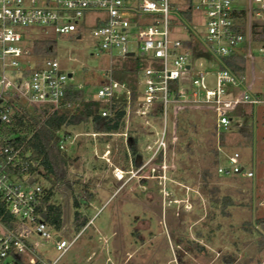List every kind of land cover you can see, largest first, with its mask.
<instances>
[{
  "label": "built area",
  "instance_id": "2783aa9c",
  "mask_svg": "<svg viewBox=\"0 0 264 264\" xmlns=\"http://www.w3.org/2000/svg\"><path fill=\"white\" fill-rule=\"evenodd\" d=\"M89 11L105 13L93 34L99 39L100 49L110 56V65L93 99L106 105L101 111L104 117L112 116L114 105L125 101V128L113 134H120L127 143L130 117L146 124H150L149 119L162 123L160 135L146 145L149 157L142 159L143 163L166 162L170 133H176V118L182 109L211 110L220 132L229 131L235 118H242L237 116L240 106L245 113L249 107L254 115L258 107H264V89L254 88L252 51L257 45L264 58V0H0V201L13 217V226L0 218V264H57L78 236L64 238L62 229L57 231L45 221L39 208L46 187L36 181V176L42 175L30 172L29 162L36 163L26 160L28 153L22 154V143L16 142L19 134H5L1 124L11 122L22 101L40 115L60 108L72 84L73 73L69 76L57 58L37 56L31 46L23 44L29 38L23 28L45 26L68 34L78 29L79 21ZM195 11L204 22L203 32L190 23ZM254 21L259 22L256 38ZM183 30L186 37L180 36ZM193 37L201 43L200 48L185 43ZM200 51L214 59L211 65L215 69L205 70L201 62L196 64L193 57ZM137 52L143 56L151 53V65L139 71L133 99L129 85L114 77V63H122ZM234 52H242L250 60L243 73L225 66L223 57ZM210 74L215 78L213 87L207 80ZM223 156L229 164L218 165L220 173L255 177L256 169L240 164L238 151ZM114 174L123 177L124 171L116 169ZM34 233L54 241L60 250L56 258L49 261L41 256Z\"/></svg>",
  "mask_w": 264,
  "mask_h": 264
},
{
  "label": "rangeland",
  "instance_id": "374dc122",
  "mask_svg": "<svg viewBox=\"0 0 264 264\" xmlns=\"http://www.w3.org/2000/svg\"><path fill=\"white\" fill-rule=\"evenodd\" d=\"M104 16L102 11H89L79 21L78 29L68 34H58L45 26L23 28L29 37L23 44L32 47L34 38L53 40L54 49L47 55L57 58L64 71L73 73L70 82L82 88L85 99L91 100L96 97L105 69L110 65L109 54L100 49L99 39L93 34ZM190 23L197 31L205 29L197 11ZM180 36L186 37V31ZM257 47L254 45L252 49L254 88L263 90L264 58ZM150 55L137 52L123 60L129 58L146 67L151 65ZM193 58L197 65L201 62L205 70L216 67L211 65L215 61L207 52L200 51ZM247 61L249 64L250 60ZM120 63L115 61V69ZM22 67L26 69V65ZM24 71L22 77H25ZM207 80L210 86H215L212 74ZM17 107L40 116L41 120L46 117L36 114L24 101ZM246 110L247 117L235 118L225 136V145H221L219 135L213 134L210 115L206 117L204 124L208 128L196 127L199 136L192 137L191 142L194 152L181 158L180 165L176 163L178 133L174 130L170 133L166 162L156 160L146 164L142 161L149 157L146 145L153 143L162 131L159 120L149 119L150 124H146L140 118L130 117L128 127L137 136L143 156L137 165L127 158L125 138L120 134L108 136L96 132L91 122L64 127L61 133L65 137L64 149L72 160L67 165V180L56 185L53 199L63 208L60 235L67 239L78 236L57 264H207L206 260L225 251L226 243L232 240L236 242L232 249L246 246L247 251H256L255 259L248 264H264V221L260 219L264 211L258 205L264 196V107H258L255 115L249 107ZM168 124L171 125L170 119ZM173 124L172 121V127ZM239 129L253 131L252 146L243 141ZM216 147L220 160L214 164L211 149ZM233 151L240 153V164L256 169L254 178L217 170L218 165L229 164L223 155ZM209 167L213 174L204 187L206 180L202 179V171ZM116 169L124 171L123 177L115 176ZM180 176L184 179L178 178ZM36 181L49 186L42 176H36ZM215 186H220L221 192H212ZM216 194H228L234 202L225 207L221 203L214 205L211 199ZM75 200L79 207L75 206ZM76 210L89 219L79 233L73 227ZM32 237L40 243L37 249L46 260L52 261L60 253L53 240H44L35 233ZM200 238L206 243L204 250L199 249ZM260 247L262 252H258ZM200 254H204V261H197L196 255ZM236 264H244V261H236Z\"/></svg>",
  "mask_w": 264,
  "mask_h": 264
},
{
  "label": "trees",
  "instance_id": "16d2710c",
  "mask_svg": "<svg viewBox=\"0 0 264 264\" xmlns=\"http://www.w3.org/2000/svg\"><path fill=\"white\" fill-rule=\"evenodd\" d=\"M186 15L190 17L189 12H186ZM252 27L253 34L255 35L256 32L259 31V22L254 21ZM185 43L195 45L197 48L201 47V43L196 37L187 40ZM32 49L33 53L37 55H47L53 51L54 42L49 38L34 39L32 41ZM223 61L225 66L234 72L243 73L246 70L247 59L242 52H234L225 56L223 57ZM142 68L143 67L136 61L128 58L122 61L114 72V77L117 80L126 82L129 85L133 99L137 96L138 74ZM173 87H176V83H173ZM68 103L69 105H67ZM105 106V104L98 100L85 99L83 89L79 88L76 84H71L61 107L47 113L43 120L39 118L40 116L29 114L25 110H15L11 116V122L9 124H1L5 134H19L16 142L18 144L22 143V154L25 155L28 153L29 155L26 157V160L36 163L32 165L29 162L30 172L41 173L42 177L49 182V186L45 188V195L42 199L39 212L45 221L57 231L63 228L64 219L62 205L55 202L53 199L55 187L59 183L67 180V165L68 162L72 160L69 154L66 153V150L60 147L64 137V134H61L62 130L69 125L91 122L96 132L106 133L108 136L113 133L122 132L125 128V101L118 102L114 105V113L112 116H102L101 111ZM209 115L213 120L211 124L213 134L219 135L221 145H225V136L228 131H217L216 119L211 110L182 109L178 112L176 119V131L178 133L176 140L177 165H180V159H183L187 153L192 154L194 152L191 142L193 139L192 137L199 136L196 127L199 125L207 129L208 126L204 124V121ZM237 116L242 118L247 117L243 106L237 109ZM238 133L246 144L250 146L253 145L254 133L252 130L247 131L239 129ZM123 145L125 146L127 158L129 160L131 159L132 162L137 165L142 154H140V149L138 147V138L131 130L129 131L127 143L123 141ZM211 151L214 155V164H216L220 160V152L217 147L211 149ZM159 160L161 159L159 158ZM211 169V167L204 168L202 171V179L206 180V182L203 183L204 187L208 186L207 182L212 177L213 173ZM178 178L184 179L182 176ZM211 191H215L216 193L221 192L220 186L213 187ZM211 200L214 205L221 203L223 207L234 202L228 194L221 196L217 195ZM75 206H80L76 200ZM222 212H225V210H222ZM0 218L8 225L13 226V217L9 211L5 209V205L1 201ZM88 222L89 219L86 215L78 210L74 212L73 227L78 233L86 227Z\"/></svg>",
  "mask_w": 264,
  "mask_h": 264
},
{
  "label": "crops",
  "instance_id": "0c3cea01",
  "mask_svg": "<svg viewBox=\"0 0 264 264\" xmlns=\"http://www.w3.org/2000/svg\"><path fill=\"white\" fill-rule=\"evenodd\" d=\"M113 176H114V174H113ZM258 205L262 208L261 211H264V196L261 197ZM260 219H262L264 221V215L261 216ZM218 225H220V224L218 223L217 226ZM226 244H227L226 250L223 251L222 253H216L214 257L210 258V260H206V261H208L207 264H236V261H239V260L244 261V264H248L247 262H252L255 259L256 251L253 253L249 252V251H247L246 246L243 248L236 247L235 249H232L231 247L236 246L235 240H232L230 243H226ZM199 245H200L199 249L204 250L205 249L204 246L206 245V243L201 241V238H200L199 239ZM262 246H264V244ZM259 251L262 252L263 248L260 247L258 252ZM202 255H204V254L196 255L197 261H198V259L202 260V257H203ZM202 261H204V260H202Z\"/></svg>",
  "mask_w": 264,
  "mask_h": 264
},
{
  "label": "water",
  "instance_id": "95a60500",
  "mask_svg": "<svg viewBox=\"0 0 264 264\" xmlns=\"http://www.w3.org/2000/svg\"><path fill=\"white\" fill-rule=\"evenodd\" d=\"M130 55H132V53H130ZM71 75H72V74L70 73L69 76H71ZM30 181H31V179H30Z\"/></svg>",
  "mask_w": 264,
  "mask_h": 264
},
{
  "label": "flooded vegetation",
  "instance_id": "af4514ba",
  "mask_svg": "<svg viewBox=\"0 0 264 264\" xmlns=\"http://www.w3.org/2000/svg\"><path fill=\"white\" fill-rule=\"evenodd\" d=\"M196 239V238H195Z\"/></svg>",
  "mask_w": 264,
  "mask_h": 264
}]
</instances>
